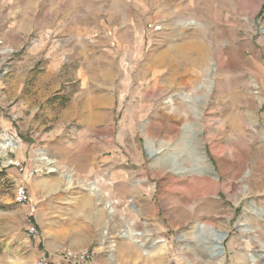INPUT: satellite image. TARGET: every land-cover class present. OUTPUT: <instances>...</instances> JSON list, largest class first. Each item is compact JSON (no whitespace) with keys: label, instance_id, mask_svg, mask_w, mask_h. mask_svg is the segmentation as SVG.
<instances>
[{"label":"rangeland","instance_id":"1","mask_svg":"<svg viewBox=\"0 0 264 264\" xmlns=\"http://www.w3.org/2000/svg\"><path fill=\"white\" fill-rule=\"evenodd\" d=\"M118 168L112 203L140 190L158 231L112 206L99 252L52 251L40 180ZM129 241L148 264H264V0H0V264H133Z\"/></svg>","mask_w":264,"mask_h":264},{"label":"crops","instance_id":"2","mask_svg":"<svg viewBox=\"0 0 264 264\" xmlns=\"http://www.w3.org/2000/svg\"><path fill=\"white\" fill-rule=\"evenodd\" d=\"M118 169L115 171L118 173L117 176L112 177L113 182H97V187L94 188H85L83 182H78V185L81 186L78 187L75 186V182L71 181L70 186L67 188L61 186L62 189L59 191V184L56 181L53 193L50 190L52 187L49 180L47 178L40 180V187L44 192V196L40 197V211L44 207L46 211L53 210L54 212V217L50 219L51 223L45 226L47 236L57 239L50 242L52 251L59 250L65 245H69L74 250L97 245L99 252L102 248L100 243L104 241L102 234L105 229L111 226L110 210L112 206H117L114 210L124 211L125 217L130 218L133 229L131 231L135 237L144 236V230L150 237L153 236V230L158 229L156 225H158L159 211L155 203L147 199V196L144 197L140 190L133 189L129 198L127 196L119 197L112 203L109 185L114 183L125 185L129 178L125 168ZM47 185L49 186L47 187ZM44 220L45 217L41 213L40 222ZM143 221L149 225L147 228H143ZM141 245L142 243L137 242L131 244L130 241L128 244H123L122 249L124 250H122L120 259L133 264H148L150 256L152 257V253L155 251H150L144 262L143 254L140 252ZM52 251L48 250L49 253ZM90 264H102V262L95 258ZM164 264L169 263L164 262Z\"/></svg>","mask_w":264,"mask_h":264},{"label":"built area","instance_id":"3","mask_svg":"<svg viewBox=\"0 0 264 264\" xmlns=\"http://www.w3.org/2000/svg\"><path fill=\"white\" fill-rule=\"evenodd\" d=\"M16 167L19 169L20 172L26 173V168L23 166L22 163H17ZM35 170H32L29 172L30 175L35 174ZM31 199L30 193L26 186L20 185L17 190H16V197H15V202L20 205H25L29 203ZM36 226H32L29 228V234L34 235L36 233ZM93 251H84L80 253H73V252H64L62 258L64 261L69 262L71 264H86L88 263L94 256ZM37 264H48V261L45 257H41Z\"/></svg>","mask_w":264,"mask_h":264},{"label":"bare ground","instance_id":"4","mask_svg":"<svg viewBox=\"0 0 264 264\" xmlns=\"http://www.w3.org/2000/svg\"><path fill=\"white\" fill-rule=\"evenodd\" d=\"M220 248H221V245H220Z\"/></svg>","mask_w":264,"mask_h":264},{"label":"water","instance_id":"5","mask_svg":"<svg viewBox=\"0 0 264 264\" xmlns=\"http://www.w3.org/2000/svg\"><path fill=\"white\" fill-rule=\"evenodd\" d=\"M223 238V237H222ZM220 246V245H219Z\"/></svg>","mask_w":264,"mask_h":264}]
</instances>
